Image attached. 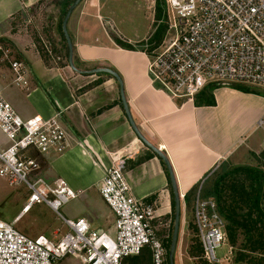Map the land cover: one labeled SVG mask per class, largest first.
<instances>
[{
	"label": "crops",
	"instance_id": "1",
	"mask_svg": "<svg viewBox=\"0 0 264 264\" xmlns=\"http://www.w3.org/2000/svg\"><path fill=\"white\" fill-rule=\"evenodd\" d=\"M45 1L0 0V43L14 50L16 59L10 60L23 61L29 71L27 89L15 88L9 59L0 60V94L24 120H48L58 114L68 138L69 148L61 155L27 152L40 166L37 177L50 184L63 180L74 193L61 207L64 219H85L91 229L111 234L115 217L100 197L98 185L113 155L132 153L124 170L131 195L153 203L160 219L170 217L172 187L166 165L132 130L116 79L108 74H75L59 58L56 62L52 54L42 56L30 41L23 47L12 37L15 23ZM105 1L112 6H104L101 0H83L68 20L74 66L83 71L104 68L115 72L134 124L166 157L178 193L200 189L222 163L231 162L243 148L249 151V137L264 116V100L226 87L213 91L215 105L211 107L195 105L196 97L191 103L171 99L152 82L149 56L139 45L142 38L138 40L137 31L126 39L117 30L123 25L112 8L118 1ZM103 21L110 31L116 29L113 36ZM115 39L131 50L118 47ZM8 146L0 132V150ZM249 152L255 159L264 158L261 151Z\"/></svg>",
	"mask_w": 264,
	"mask_h": 264
},
{
	"label": "built area",
	"instance_id": "2",
	"mask_svg": "<svg viewBox=\"0 0 264 264\" xmlns=\"http://www.w3.org/2000/svg\"><path fill=\"white\" fill-rule=\"evenodd\" d=\"M167 33L149 56L148 71L171 99L193 102L207 86L240 84L264 89V0H165ZM46 54L51 49L42 41ZM36 51V46L31 44ZM37 52V51H36ZM10 51L0 44V60ZM15 88L27 89L28 68L23 61L9 60ZM255 127L264 128V116ZM0 132L9 146L0 150V178L10 186L24 185L29 191L24 210L44 204L56 213L67 233L54 243L43 236L31 239L0 220V264H57L67 257L81 264H123L145 251L150 264H168L165 241L169 229L153 203L137 200L124 179L126 161L132 153L111 157V166L98 185V193L113 213L112 233L91 229L85 219L69 221L59 213L75 195L63 180L47 183L37 177L35 159L27 155L63 154L68 138L59 115L48 120H24L0 94ZM264 155V138L261 143ZM185 210L184 195H180ZM192 216L202 256L208 264L230 259L216 257L226 242L225 221L216 202L193 201ZM232 255L229 247L228 256Z\"/></svg>",
	"mask_w": 264,
	"mask_h": 264
},
{
	"label": "rangeland",
	"instance_id": "3",
	"mask_svg": "<svg viewBox=\"0 0 264 264\" xmlns=\"http://www.w3.org/2000/svg\"><path fill=\"white\" fill-rule=\"evenodd\" d=\"M117 1L118 4H113L114 7L112 8L117 14L119 21L123 24L120 27L118 26L117 30L126 39L134 37L136 33L135 31H137L138 40L142 38V42L139 45H143L141 47L142 49L146 47L149 49L150 45L147 44V40L152 35L154 29L157 26V21L155 18L156 0ZM66 2L67 0H47L45 2L39 3L31 9V12L28 13V16L19 20L18 23H15V26L17 27L11 31V35L17 40V44L27 47V41H30V46L31 44H34L37 49L36 51L39 50L42 52V56H46L42 41L45 42L49 46V49H51L54 60L57 62L56 58H59V63L64 67L68 65L66 58V48L58 29L62 13L65 11ZM101 2L106 7L112 6L109 2L105 3V0H101ZM162 7V21L166 22L167 9L165 0H163ZM103 26L109 31V34L113 36L112 32H115L116 29L114 31L113 29L110 31L109 25L104 23V21ZM173 35L174 33L170 32L169 34L167 33L166 37L169 38ZM1 45H4L3 47L10 51L9 60L16 59V56L13 54L14 50L5 46L8 44ZM58 46H60V48H58ZM251 90L255 92V96L264 100V89L251 88ZM263 137L264 128L253 132L248 141L249 151H261V142ZM243 149L244 150H240L235 155V157H233L231 162H228L230 169L251 168L257 169L258 171L264 173V158L260 157L259 159H255L246 148ZM228 185L229 181H226V184L222 187V194L224 195V199H226V204H230L231 200L236 198L233 195L232 189ZM206 190L207 187H204L202 195L200 196L201 199H210L204 197ZM200 191L201 189L198 190L199 194ZM28 196L29 191L24 185L10 186L5 179L0 178V220L8 225H11L15 230L31 239L43 236L46 239L57 243L60 238L68 231L66 227L63 226L60 217L50 210L46 205L40 204L33 206L32 208L25 211L19 219H16L18 213L24 210ZM188 200L191 210L186 211L185 209L182 210L181 213V226L174 255V264H208L202 256V251L201 253H197L196 251V249L201 248V246L197 237L192 216L194 196H191V198ZM59 213L62 214L61 209ZM171 215L170 217L168 216V218L161 219V221L165 224L171 225L168 233L169 237L172 234L173 227ZM245 244L246 241L244 239V235L238 230L234 245L229 244L227 240V242L220 249L215 251V255L221 259L224 257H228V259H230L224 264H237L235 262V258H237L239 253H245L243 252L244 250H242V247ZM229 247L232 249L231 256H228ZM143 254L146 255L148 252L145 251ZM249 256L253 257L254 259H259L262 255L261 253L256 252L254 254H250ZM137 258H128L124 260L123 264H138L139 261ZM57 264L81 263L78 259L67 257Z\"/></svg>",
	"mask_w": 264,
	"mask_h": 264
},
{
	"label": "trees",
	"instance_id": "4",
	"mask_svg": "<svg viewBox=\"0 0 264 264\" xmlns=\"http://www.w3.org/2000/svg\"><path fill=\"white\" fill-rule=\"evenodd\" d=\"M74 1L75 0H67L65 11L62 13L58 29L65 44L66 58L68 56V52L61 29V23L67 9ZM155 2V18L157 21V26L154 29L152 35L147 40V44L150 45V48L148 49L146 47L142 49L148 54L161 45L168 27L167 21H162L163 0H156ZM115 43L118 47L123 49L131 50L132 48L130 45H127L118 39H115ZM220 87L234 89L245 94L255 93L251 90V88L254 87L240 84H213L207 86L200 94L196 96L195 105H203L208 107L214 106L215 100L213 91ZM226 181H229L228 186L232 189L233 195L236 197L234 200H231L230 204H226V199H224V195L222 194V187L226 184ZM204 187H207L204 197L212 198L216 202L218 212L225 221V232L228 243L234 245L238 230L244 235L246 244L242 247V250H244L243 252L245 253H239L237 258H235V262L237 264H264V173L258 171L257 169L251 168L230 169L228 163H222L217 171H215V173L209 179H207L205 184L200 188V196L202 195ZM198 190L199 186L193 187L184 195L186 211L191 210L188 204V199H190L191 196H194L195 198ZM171 207V220L173 223V194H171ZM170 241L171 236L165 241L164 244L167 254V261ZM196 251L197 253H201V248H197ZM256 252H259L262 255L259 259H254L253 257L249 256L250 254H254ZM137 259L139 261L138 264H150V257L148 254H142Z\"/></svg>",
	"mask_w": 264,
	"mask_h": 264
},
{
	"label": "water",
	"instance_id": "5",
	"mask_svg": "<svg viewBox=\"0 0 264 264\" xmlns=\"http://www.w3.org/2000/svg\"><path fill=\"white\" fill-rule=\"evenodd\" d=\"M82 1L83 0H75L69 6V8L67 9L66 14L62 20V23H61V29H62V33H63L64 39L66 42V47H67V52H68V56H67L68 67L73 73L78 74V75L108 74V75L112 76L113 78H115L118 85H119L121 104H122L123 110L125 112V115L128 119V122H129L132 130L134 131L135 135L137 136L138 140L142 143V145H144L147 149H149L154 154H156L165 163L167 171H168L171 187H172V194H173V201H174V217H173V227H172L170 247L168 250V264H174V255H175L178 237H179V233H180L182 208H181L180 194L177 191V185H176V181H175L173 172L171 170V166L169 165V162L167 161L166 157L156 147H154L151 143H149L142 136V134L139 132L136 125L134 124L132 117L130 115L129 109L127 107V103H126V100H125V97L123 94V86H122L121 80L119 79L118 75L115 72L111 71L110 69L98 68V69H94L91 71H83V70L77 69L74 66V63H73V44H72L71 39H70L68 32H67V23H68V20L71 16L72 12L79 6V4Z\"/></svg>",
	"mask_w": 264,
	"mask_h": 264
}]
</instances>
